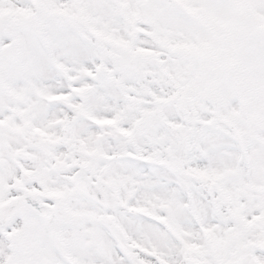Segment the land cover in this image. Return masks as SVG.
I'll return each instance as SVG.
<instances>
[{
    "label": "snow or ice",
    "instance_id": "6c2138e0",
    "mask_svg": "<svg viewBox=\"0 0 264 264\" xmlns=\"http://www.w3.org/2000/svg\"><path fill=\"white\" fill-rule=\"evenodd\" d=\"M0 264H264V0H0Z\"/></svg>",
    "mask_w": 264,
    "mask_h": 264
}]
</instances>
